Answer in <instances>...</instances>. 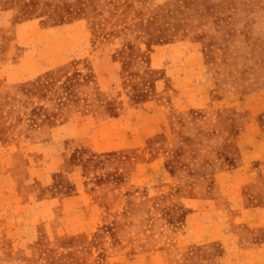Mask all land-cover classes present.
I'll return each instance as SVG.
<instances>
[{
    "label": "rangeland",
    "instance_id": "rangeland-1",
    "mask_svg": "<svg viewBox=\"0 0 264 264\" xmlns=\"http://www.w3.org/2000/svg\"><path fill=\"white\" fill-rule=\"evenodd\" d=\"M6 10L0 146L32 181L0 189V264H264V0ZM48 196L74 198L39 221Z\"/></svg>",
    "mask_w": 264,
    "mask_h": 264
},
{
    "label": "crops",
    "instance_id": "crops-1",
    "mask_svg": "<svg viewBox=\"0 0 264 264\" xmlns=\"http://www.w3.org/2000/svg\"><path fill=\"white\" fill-rule=\"evenodd\" d=\"M11 15H12V13L10 12V10L9 11L6 10V11H3L0 13V27H3L5 25H9L12 23L11 22ZM71 27H73V26H71ZM69 29H70V27L67 26V27L51 29V30H47V31L53 32V34H56L55 32H57L58 30L63 31V30H69ZM78 57H80V55H78ZM65 59H67V58H65ZM62 60H64V59H62ZM56 64H58V62H55L53 60V62L50 63V65H48L49 66L48 68H51V67L55 66ZM183 108L188 109L190 107L188 105H185V107H183ZM158 124H159V120H157V122H155V123H151V120L148 122V125H147L148 129L146 131L147 137H149L152 132H155V130L159 127ZM69 128H70L69 122H64L60 126V128L57 127V128L52 129V131H51L52 136H55V135L59 134L60 132L66 133V132H68ZM84 133H81L78 136L74 135L75 136L74 138L79 137L80 140H84V141L86 140L83 143H85L84 145H86V144L88 145V147H89L88 150H90V153H92V154H101L104 152H111V151L117 150V148L118 149L120 148V147L114 146V147H108L106 149H100V148H98L99 143L97 140L96 133L93 131L91 134L90 133L84 134ZM16 152L17 151L15 149H9V148L0 146V189L2 190V193H4V191L6 190L7 185L14 186L15 184L18 183L19 179L31 180V178H32V174L29 172L30 168L28 171L27 168L25 169L24 167H20V165L18 164L19 163L18 162V155ZM46 167L47 168L50 167L49 163L46 164ZM242 168H244V171H245V168H246L245 165ZM23 169H24L25 174L28 171V175L27 174L24 175ZM49 172H50V170L48 168V171L44 170V172H42V173H37V175H35V177H34L35 184H37V186L42 187V188L47 187L48 183H49ZM72 198H74V197H69V198L65 197L62 199L61 198L57 199V198H51L50 196H48L47 199H41L40 202H37L38 203V209H36V213H37V215H39V221L43 220L44 218H47L48 215H46V214L52 213V207L54 206L55 203H57V205H61V206L66 205L67 206V205L71 204L70 201L72 200ZM88 200H89V198H88ZM88 231H89V227L84 226L82 228V231L80 230L77 232V235L85 234ZM260 248L262 249V247H260ZM254 251H255V249H254ZM257 251H260L259 247H258Z\"/></svg>",
    "mask_w": 264,
    "mask_h": 264
}]
</instances>
